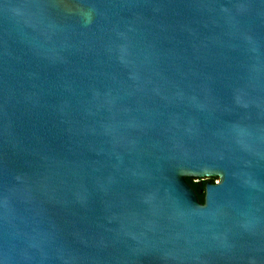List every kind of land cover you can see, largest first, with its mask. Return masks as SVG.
<instances>
[{
	"label": "water",
	"instance_id": "water-1",
	"mask_svg": "<svg viewBox=\"0 0 264 264\" xmlns=\"http://www.w3.org/2000/svg\"><path fill=\"white\" fill-rule=\"evenodd\" d=\"M0 264H264V0H0Z\"/></svg>",
	"mask_w": 264,
	"mask_h": 264
},
{
	"label": "flooded vegetation",
	"instance_id": "flooded-vegetation-1",
	"mask_svg": "<svg viewBox=\"0 0 264 264\" xmlns=\"http://www.w3.org/2000/svg\"><path fill=\"white\" fill-rule=\"evenodd\" d=\"M194 182V187H192L196 194L198 201L200 203L203 202V196H204V188L206 183L215 184L219 181L217 177H207V178H199V179H192Z\"/></svg>",
	"mask_w": 264,
	"mask_h": 264
},
{
	"label": "trees",
	"instance_id": "trees-1",
	"mask_svg": "<svg viewBox=\"0 0 264 264\" xmlns=\"http://www.w3.org/2000/svg\"><path fill=\"white\" fill-rule=\"evenodd\" d=\"M185 180L187 181V183L191 186L194 187V182L191 178H185Z\"/></svg>",
	"mask_w": 264,
	"mask_h": 264
}]
</instances>
